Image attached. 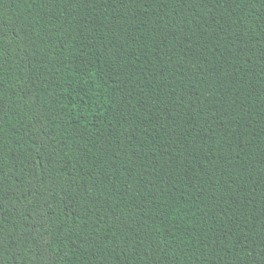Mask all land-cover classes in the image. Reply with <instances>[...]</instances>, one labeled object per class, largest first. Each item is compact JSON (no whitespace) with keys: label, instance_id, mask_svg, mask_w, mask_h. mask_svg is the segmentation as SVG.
Returning a JSON list of instances; mask_svg holds the SVG:
<instances>
[{"label":"trees","instance_id":"1","mask_svg":"<svg viewBox=\"0 0 264 264\" xmlns=\"http://www.w3.org/2000/svg\"><path fill=\"white\" fill-rule=\"evenodd\" d=\"M0 264H264V0H0Z\"/></svg>","mask_w":264,"mask_h":264}]
</instances>
